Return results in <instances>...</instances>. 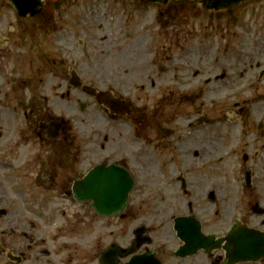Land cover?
<instances>
[{
  "label": "flooded vegetation",
  "instance_id": "1",
  "mask_svg": "<svg viewBox=\"0 0 264 264\" xmlns=\"http://www.w3.org/2000/svg\"><path fill=\"white\" fill-rule=\"evenodd\" d=\"M14 1L0 0V264H264V64L254 60L264 44L215 55L221 67L207 70L201 87L163 80L149 106L137 105L94 72L95 48L79 35L93 37L91 11L65 20L70 1L43 0L36 14L20 15ZM168 6L156 20L175 13ZM250 36L221 40L240 50ZM91 107L105 127L77 140L71 118ZM136 141L171 165L169 184L151 191L155 225L137 196ZM97 164L134 179L118 215H98L91 198L74 192ZM68 234L78 244L64 241Z\"/></svg>",
  "mask_w": 264,
  "mask_h": 264
},
{
  "label": "rangeland",
  "instance_id": "2",
  "mask_svg": "<svg viewBox=\"0 0 264 264\" xmlns=\"http://www.w3.org/2000/svg\"><path fill=\"white\" fill-rule=\"evenodd\" d=\"M68 1L71 4L64 12L65 20L71 18L80 20L84 15L85 17L89 16L90 11L94 15L93 37H86L82 30L79 32L80 38L91 40L90 42L95 48L92 51L88 48L96 56L88 58L98 67V70L94 72L98 73L101 82H104L105 78L109 79L113 88L127 95L132 99L133 104L137 105L149 106L152 99L161 90L159 83H163V80L170 84H180L182 89L201 87L207 76L206 71L221 67L220 62L214 61L215 55L218 57L222 52H231L233 49L237 52L252 50L249 47H253L255 44H264V0H255L242 5V8L229 16L207 15L200 9H190L185 14H174L176 15L174 25L171 24L170 17L167 19L159 17L156 20V9L158 8L137 0H125L127 3L125 8L116 4L114 0ZM126 10L132 17L125 15L123 11ZM112 15L115 28L111 37L108 34L106 28L108 23L106 22ZM231 19L237 21H234L229 30L219 26L221 21ZM239 20L244 24L240 28H238ZM101 24H104L105 28L100 29L99 25ZM242 29L244 30L242 31ZM232 32L240 36L251 35L249 38L252 41L244 42L239 50L240 45L233 47V44H228V40H226V49H224V41L221 38L224 35H232ZM49 38L51 37L49 36ZM50 44L51 42H46V48L49 51H54L50 48ZM54 45L58 51L59 43H54ZM255 53L257 54V52ZM245 59L248 60V57H244L243 61ZM255 59L264 64V56L261 58L256 56ZM160 67H163L162 71ZM194 72H197L196 77H194ZM151 79H154L155 87L151 86ZM245 93L248 94V91ZM153 95L156 96L153 97ZM99 112L91 107L73 115L71 118L72 133L77 140L79 137L85 139L91 134L96 137L95 131L105 127L98 119ZM118 125L125 124L119 123ZM147 146L144 142H135L136 150L142 155L140 164H133L132 167L137 178L136 188L141 189L137 196L144 199L143 209L147 212L145 215L148 222L155 225L159 219L154 211H151L153 203L151 202V191L156 187H164L169 184L171 165L164 156L158 160L152 158L153 153L150 154V148L148 146V150ZM87 149L94 150V146L88 144ZM99 159L100 155L93 154L92 151L91 161L97 162ZM222 175H224L223 172ZM154 236H162L159 228L156 229ZM165 239L163 238V240ZM89 240L87 237L88 245L91 244ZM64 241L68 244H78L75 234H68Z\"/></svg>",
  "mask_w": 264,
  "mask_h": 264
},
{
  "label": "water",
  "instance_id": "3",
  "mask_svg": "<svg viewBox=\"0 0 264 264\" xmlns=\"http://www.w3.org/2000/svg\"><path fill=\"white\" fill-rule=\"evenodd\" d=\"M149 3H159L166 5L169 2L182 3L185 6L201 8L207 12L229 11L241 5L244 2L251 0H147ZM43 0H15L14 6L20 15H25L27 12L30 15L36 12L43 6ZM133 179L128 174L124 167H117L113 164L104 165L97 164L90 170L86 177L80 180L74 192L80 194V197L91 198L92 205L100 215L118 214L124 208L128 201V193L133 187ZM178 235L185 240L188 237L183 236L178 231ZM147 255V254H145ZM144 256V255H143ZM141 258H134L127 264H139ZM147 264H158L157 260L151 257L146 258Z\"/></svg>",
  "mask_w": 264,
  "mask_h": 264
}]
</instances>
